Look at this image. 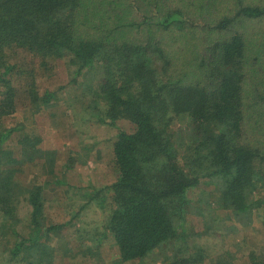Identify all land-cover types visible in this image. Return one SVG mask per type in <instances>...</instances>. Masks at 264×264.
I'll return each instance as SVG.
<instances>
[{
	"label": "trees",
	"instance_id": "trees-1",
	"mask_svg": "<svg viewBox=\"0 0 264 264\" xmlns=\"http://www.w3.org/2000/svg\"><path fill=\"white\" fill-rule=\"evenodd\" d=\"M203 3L0 0V55L24 46L43 61L65 50L76 117L132 124L112 141V181L87 192L77 211L92 201L109 209L97 244L109 241L112 264H143L157 252L165 264H264V248L250 235L224 246L228 235L264 232V134L247 140L264 112V79H250L264 78V0ZM13 68L0 67L2 88ZM60 88L42 102L51 104ZM3 116L0 110V157L14 136L26 148L38 144L21 123L3 125ZM183 119L194 127L190 140L172 128ZM50 172L26 184L18 170L0 167V215L12 214L0 219V264L63 263L59 239L73 219L46 217L44 186L62 180ZM21 209L23 219L14 216ZM243 247L251 249L238 255Z\"/></svg>",
	"mask_w": 264,
	"mask_h": 264
},
{
	"label": "rangeland",
	"instance_id": "rangeland-1",
	"mask_svg": "<svg viewBox=\"0 0 264 264\" xmlns=\"http://www.w3.org/2000/svg\"><path fill=\"white\" fill-rule=\"evenodd\" d=\"M206 2L208 0H204L203 4ZM221 3L222 0H219V5ZM220 8L227 11L225 1ZM205 11L203 13H210L209 8L205 7ZM258 23L262 25L264 20ZM2 55L0 67H4L6 63L14 65L7 76V79L11 78L9 88H2L0 85L3 125L10 127L21 123L27 132L32 133L29 134L32 141L35 136L40 141L35 147L26 148L15 142L17 136H14L11 142L5 145L6 150L1 147L4 153L0 157V167L18 170V180L26 184L38 182L40 178L43 181L50 171L55 173L58 179H62L61 184H58L55 177L49 178V184L44 186L47 219L51 222L73 219L63 230L66 238L59 239L71 250H67L61 242L58 243L60 248L66 249H63L66 256L62 264H112L116 254L109 241L97 244V231L103 228L104 213L108 214L109 209L102 210L92 201L79 213L77 211L79 206L86 202L87 192H93L94 188L112 181V141L118 131H131L132 124L124 118H118L110 124L93 120L84 122L86 116L82 117L81 122L80 118L76 117L81 108L78 106L80 103H74L72 100L77 90H74L72 84H68L72 69L66 63L65 50L46 53L43 61L35 52L27 50L24 46L5 48ZM250 79L251 82L254 80L253 82L262 83L264 78L255 75ZM58 87L62 88L57 90V98L51 104H44L42 100L45 93L56 91ZM261 89L264 93V87ZM261 113L262 111L256 113V117ZM183 121L184 123H176L172 128L183 139L190 140L194 136V127L190 122L184 119ZM258 121L262 124L261 128H257L256 123L251 121L255 128H251L247 133V140L252 143V134L254 138L255 135L264 134V112ZM258 140L264 144L263 137ZM19 214L13 215L23 219L25 213L22 209ZM10 215L12 214L0 215V219L6 217L10 220ZM77 226L83 228L82 231H75ZM263 233L261 229H246L228 235L224 246L239 241L244 235H250L252 244L257 245L259 250L264 248ZM210 240L206 238L200 242L205 244L210 243ZM251 247H243V252L237 250L236 253H247ZM220 249L208 248L207 258H215ZM160 253L157 252L143 264H165L161 262ZM263 255L261 257L264 258ZM60 257L62 259V255Z\"/></svg>",
	"mask_w": 264,
	"mask_h": 264
}]
</instances>
